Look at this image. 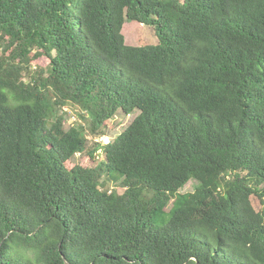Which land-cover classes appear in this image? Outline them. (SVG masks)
Listing matches in <instances>:
<instances>
[{"label":"trees","instance_id":"16d2710c","mask_svg":"<svg viewBox=\"0 0 264 264\" xmlns=\"http://www.w3.org/2000/svg\"><path fill=\"white\" fill-rule=\"evenodd\" d=\"M0 264H264V0H0Z\"/></svg>","mask_w":264,"mask_h":264},{"label":"rangeland","instance_id":"374dc122","mask_svg":"<svg viewBox=\"0 0 264 264\" xmlns=\"http://www.w3.org/2000/svg\"><path fill=\"white\" fill-rule=\"evenodd\" d=\"M123 33L125 34L126 41L131 45H145V44H156L158 42V38L156 36V32L153 27L142 24L137 21L126 20V23L123 28ZM47 63V59L45 57H41L35 65H45ZM65 113V128L68 129L71 125H75L78 123H86L82 117V111L79 107L69 106ZM138 111L133 112L132 114H125L122 110H118L115 115L109 120V124L105 129V135L99 138V141L103 143H108L109 141L117 138L134 120L137 116ZM91 137V136H90ZM105 156L101 155L100 159H104ZM99 159V160H100ZM197 181L192 179L190 180L184 188L181 189L182 193L191 192L195 190V186ZM110 189L116 188V184L110 182L107 185ZM123 192V189H120ZM146 194L148 197H152L155 194L154 190H147ZM171 206H168L170 209Z\"/></svg>","mask_w":264,"mask_h":264}]
</instances>
